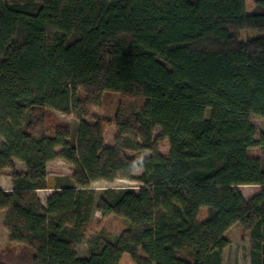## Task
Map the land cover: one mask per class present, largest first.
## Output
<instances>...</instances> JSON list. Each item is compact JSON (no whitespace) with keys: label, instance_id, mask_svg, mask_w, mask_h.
Segmentation results:
<instances>
[{"label":"trees","instance_id":"16d2710c","mask_svg":"<svg viewBox=\"0 0 264 264\" xmlns=\"http://www.w3.org/2000/svg\"><path fill=\"white\" fill-rule=\"evenodd\" d=\"M111 94L114 117H94ZM251 115L264 118V0H0V177L13 186L0 188V264H222L234 225L264 264V133ZM57 159L72 174L43 205ZM138 171L137 192L92 188ZM95 211L125 227L108 238L99 221L80 257Z\"/></svg>","mask_w":264,"mask_h":264},{"label":"rangeland","instance_id":"374dc122","mask_svg":"<svg viewBox=\"0 0 264 264\" xmlns=\"http://www.w3.org/2000/svg\"><path fill=\"white\" fill-rule=\"evenodd\" d=\"M263 33H259L257 31H246L241 33V40L253 39L262 36ZM117 104V95L111 94L107 100L101 102L96 108L93 110L94 117H107L112 119L115 114V108ZM58 119L61 122H65L70 124L73 128L76 126V121L73 117L65 116L61 113L56 114ZM208 115V113L206 114ZM250 121L254 125L257 135L255 139H258L259 134L264 133V118L260 116L251 115ZM114 126L111 125L107 129V133L105 136V140L107 144H110L114 138ZM155 135L160 134L159 129H155ZM4 143V139L0 136V148ZM160 152L164 155L167 154L169 150V145L167 141L160 146ZM250 154L253 156H258L260 154V150L258 148H250ZM16 166L18 169L23 168V164L19 161H16ZM49 184L54 185L58 180L69 179L72 174V167L61 159H57L52 161L47 166ZM141 174V171H138L134 174V178L131 180H116L114 182H105L98 181L92 184V188L96 190V192L101 194V192L107 188L114 189H133L137 192V190L142 186L136 179ZM9 175L8 170H5L0 177V187L1 189H5V187L9 186ZM237 189L242 194L245 199L251 198L253 195L259 192L258 186H238ZM41 195H46L48 192H40ZM205 209L200 212L199 219H202L205 216ZM2 215H4V211L0 212V249L3 248L8 242V234L6 230L3 228V220ZM101 221V226L106 230V236L108 238H113L121 233V231L125 227V223L114 217L109 216L102 219V216L99 212L95 211L93 213V221L92 227L86 238L74 245L75 251L78 256L86 257L88 255V241L90 238L97 235L98 232V222ZM225 237L228 241V246L225 248L223 252V262L222 264H250L249 259V245H250V237L249 233L243 230L239 225L232 226L225 234ZM126 264H129V260H125Z\"/></svg>","mask_w":264,"mask_h":264},{"label":"crops","instance_id":"0c3cea01","mask_svg":"<svg viewBox=\"0 0 264 264\" xmlns=\"http://www.w3.org/2000/svg\"><path fill=\"white\" fill-rule=\"evenodd\" d=\"M107 133V132H106ZM106 136V135H105ZM112 143V142H111ZM110 143V144H111ZM105 144L106 145H110V144H107V142H106V140H105ZM20 170H24V167L23 168H20ZM9 181H10V184H9V186L7 187H5V189H2L4 192H6V193H10L12 190H13V186H12V183H11V178H10V176H9ZM50 187H52V188H48V189H43V190H38L37 191V195H38V197H39V199H40V201H41V203L43 204V205H45L46 204V201H47V198L54 192V191H56L57 190V188H55V185H50ZM1 188V187H0ZM40 192H48V193H46V195H41V193ZM4 215H5V213H4ZM4 215H2V220L4 219Z\"/></svg>","mask_w":264,"mask_h":264}]
</instances>
